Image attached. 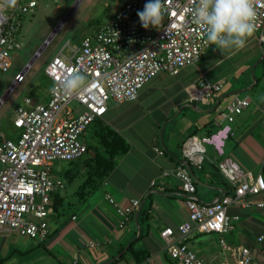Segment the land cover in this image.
Masks as SVG:
<instances>
[{"label": "crops", "instance_id": "crops-1", "mask_svg": "<svg viewBox=\"0 0 264 264\" xmlns=\"http://www.w3.org/2000/svg\"><path fill=\"white\" fill-rule=\"evenodd\" d=\"M202 78L223 84L210 103L190 100L189 87ZM49 92L43 100L34 101H46ZM235 95L247 97L249 105L230 123L224 152L205 143L203 168L191 165L195 195L202 202L213 203L230 192V184L218 170V163L227 156L258 173L264 160V51L253 31L243 47L222 52L214 46L200 62L183 68L179 74L156 75L136 100L111 102L99 122L92 123L90 140L86 133L83 138L97 146V133L106 126L127 141L128 151L116 159L114 168L103 178L96 176L95 164L90 161L92 151L81 161H71V168L58 167L60 160L52 162L51 174L65 182V189L52 195L50 235L39 242L17 232H2L1 252L7 261L0 260V264H71L75 258L76 264H176L160 233L167 227L177 231L179 224L189 218L187 193L182 180L173 174L164 175V170L185 163L182 144L188 137L208 136L226 123L220 113ZM156 146H161L164 153L157 152ZM75 171L78 176L70 182L67 178ZM78 179V189L70 193L68 183ZM108 193L122 206L133 198L144 201L138 216L139 207L120 227L121 218L106 198ZM228 213L239 219L228 238L224 235L225 240L232 246L249 247L255 261L264 264V239L259 240L264 235V208L233 204ZM8 238L15 247L8 245ZM220 238L219 233L195 229L185 240L208 264H238L237 256L224 249ZM90 242L96 246L91 247ZM17 254L22 260H14Z\"/></svg>", "mask_w": 264, "mask_h": 264}, {"label": "built area", "instance_id": "built-area-1", "mask_svg": "<svg viewBox=\"0 0 264 264\" xmlns=\"http://www.w3.org/2000/svg\"><path fill=\"white\" fill-rule=\"evenodd\" d=\"M146 2L127 0L113 17L92 34L85 35L79 46L66 45L45 68L52 80L49 98L34 101L33 97L26 96L16 107L13 124L17 131L12 135L0 133V234L17 232L39 242L45 241L51 229L48 215L52 195L56 190L65 189V182L51 174L52 162L85 157L89 144L83 136L87 128L107 112L111 102L136 100L140 90L156 75L163 72L177 75L183 68L200 62L215 46L206 40L204 29L193 19L199 0H165L162 24L149 28L142 26L138 16ZM37 5V0H0V72L11 68L13 52L22 48L19 35L24 16ZM253 5L256 15L252 23L264 51V0H253ZM66 47L70 51L65 52ZM76 71L87 78V87L67 95L62 81ZM25 73L21 71L15 75L9 92L24 80ZM222 88L221 82L202 78L189 87L190 100L210 103ZM3 101L4 98L0 105ZM72 102L78 106H71ZM248 105L247 97L233 96L225 112L220 113L226 123L208 136L188 137L182 144L185 163L164 170V175L178 176L187 193L185 204L189 218L179 224L177 231L167 227L160 233L176 264H208L185 240L195 229L219 233L220 243L237 256L238 264H258L249 247L230 245L224 234L233 230L239 219L238 215L228 213L231 205L264 208V160L260 171L254 173L232 156L222 159L218 170L231 190L213 203L202 202L196 197L195 179L185 165L189 162L203 168L205 143L223 153L225 140L231 132L230 123ZM155 150L164 153L161 146H156ZM106 198L116 207L121 218L120 227L141 204L140 198L131 199L126 206L116 202L110 193ZM263 239L261 235L259 240ZM89 245L95 247L96 243ZM77 261L75 258L71 264Z\"/></svg>", "mask_w": 264, "mask_h": 264}, {"label": "rangeland", "instance_id": "rangeland-1", "mask_svg": "<svg viewBox=\"0 0 264 264\" xmlns=\"http://www.w3.org/2000/svg\"><path fill=\"white\" fill-rule=\"evenodd\" d=\"M126 1L37 0L38 5L33 7L23 19L19 35L22 48L13 52L14 61L9 71L0 72V100L4 98L0 105V133L15 134L17 131L13 124L15 109L23 103L26 96L38 100L44 99L52 85V80L45 73L50 60L68 44L71 47L79 46L83 36L92 34L102 23L107 22ZM74 37H77V40L74 41ZM68 51L70 49L66 47L65 52ZM21 71L26 72L24 80L18 82L8 93L14 83L15 75ZM71 106L78 104L72 102ZM78 109L80 110L81 107L79 106ZM91 126L92 124L86 131L89 140ZM57 164L58 167H74V162L68 160L57 161ZM79 183L80 179L68 183L69 192L78 189ZM224 235L228 238L229 233ZM7 241L10 247H15L9 238ZM2 242L3 239L0 238V260L5 262L7 259L1 252ZM14 260H22V257L17 254Z\"/></svg>", "mask_w": 264, "mask_h": 264}, {"label": "clouds", "instance_id": "clouds-1", "mask_svg": "<svg viewBox=\"0 0 264 264\" xmlns=\"http://www.w3.org/2000/svg\"><path fill=\"white\" fill-rule=\"evenodd\" d=\"M165 7V0H147L144 9L138 11L142 26H160ZM255 15L253 0H199L193 19L204 29L206 40L223 52L245 45L246 38L254 31ZM86 87V77L78 71L62 81V89L67 95Z\"/></svg>", "mask_w": 264, "mask_h": 264}, {"label": "trees", "instance_id": "trees-1", "mask_svg": "<svg viewBox=\"0 0 264 264\" xmlns=\"http://www.w3.org/2000/svg\"><path fill=\"white\" fill-rule=\"evenodd\" d=\"M75 40H77V37H74V41ZM96 122H99V120L97 119ZM97 138L100 139L97 146L94 144L89 145V151L94 153V156L90 158V161L95 164L94 168L97 171L96 176L98 178H103L114 168L116 159L128 151L129 144L121 135L106 126L99 129ZM78 160L81 161V159ZM85 166L88 167V161ZM77 176L78 172L75 171L73 172L72 177L68 176L67 179L72 182ZM88 179H90V177L88 178L87 176V183ZM87 187L88 184L84 185L82 190L84 191Z\"/></svg>", "mask_w": 264, "mask_h": 264}, {"label": "water", "instance_id": "water-1", "mask_svg": "<svg viewBox=\"0 0 264 264\" xmlns=\"http://www.w3.org/2000/svg\"><path fill=\"white\" fill-rule=\"evenodd\" d=\"M49 39H51V38H49ZM40 51H41V50H40ZM8 93H9V91H8ZM163 130H164V126H162L161 132H163ZM186 166L188 167V169L190 170V172H191V174H192L193 172H192V166H191V164H190L189 162H186ZM192 175H193V174H192ZM153 191L158 193L157 190H153ZM160 193H162V192H160ZM220 197H221V196H220ZM143 203H144V201L141 202V204H140V206H139V209L137 210V213H136L137 216H138L140 210L142 209V205H143ZM139 231H140V230H139Z\"/></svg>", "mask_w": 264, "mask_h": 264}]
</instances>
